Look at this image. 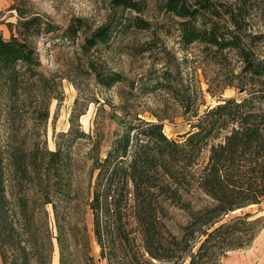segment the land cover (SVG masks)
Returning <instances> with one entry per match:
<instances>
[{
  "label": "trees",
  "instance_id": "16d2710c",
  "mask_svg": "<svg viewBox=\"0 0 264 264\" xmlns=\"http://www.w3.org/2000/svg\"><path fill=\"white\" fill-rule=\"evenodd\" d=\"M112 3L117 12L91 31L80 18L61 29L14 8L15 33L7 40L0 36L2 264H48L32 263L38 252L32 232L36 208L56 230L60 264H95L88 217L105 264H217L264 228V216L243 212L264 204V21L250 23V0H164L163 11L179 19L184 48L199 44L215 63L232 55L239 64L224 83L239 96L219 99L202 114L193 112L180 140L164 133L165 118L147 121L133 115L102 155L101 129L83 131L75 124L83 113L73 110L67 131L53 132L54 148L48 147L50 106L62 101V81L68 76L42 70L34 40L60 32L54 37L77 44L73 59L84 57L85 72L99 86L132 90L133 81L117 71L98 70L90 58L92 50L129 26L149 28L138 16L131 23L124 17L126 11L143 10L137 1ZM169 76L162 73L164 81L154 86L173 94ZM186 100L187 107L180 103L183 116L190 111ZM119 110H128L127 98L122 97ZM77 138L86 140L81 156L72 149ZM204 152L206 160L195 171ZM194 188L207 199L198 208L185 198ZM170 208L187 215L177 231L170 225L175 219ZM69 250L77 260L70 259Z\"/></svg>",
  "mask_w": 264,
  "mask_h": 264
},
{
  "label": "rangeland",
  "instance_id": "374dc122",
  "mask_svg": "<svg viewBox=\"0 0 264 264\" xmlns=\"http://www.w3.org/2000/svg\"><path fill=\"white\" fill-rule=\"evenodd\" d=\"M135 1L143 10L139 14L126 11L124 17L131 23V19L138 16L149 23V28L139 30L129 26L115 35L107 45H99L96 50H92L90 56L98 70L117 71L133 81L132 90L121 85L109 90L99 86L93 77L85 72L84 57L79 55V58L73 59L74 52L78 51L77 44L70 46L58 36L54 37L60 32L53 35L41 34L35 38L42 70L68 76V79L62 81V101L58 107L55 101H52L50 106L52 118L46 138L50 149L54 148L53 132L57 134L67 131L73 110L83 113L75 123L83 131L101 129L104 138L102 155H105L111 142L122 133L125 124L133 115L147 121H155L156 116L165 118L164 133L170 139L180 140V135L190 128L187 119L193 112L202 114L219 99L239 96L233 87L224 85L233 77L231 71H236L239 66L232 55L223 63H215L204 52L202 45L193 44L184 48L177 30L179 19L163 11L164 0ZM211 1L215 3L231 0ZM112 2L113 0H0V36L7 40L15 33L19 17L14 8L31 17L40 16L42 21L61 29L74 19L80 18L84 21L86 31H91L105 25L112 13L117 12ZM250 5L253 9L250 23L258 25L264 21V0H250ZM255 30H258L257 26ZM262 50L264 51V46ZM164 72L171 75L168 81L177 92L169 94L154 86L155 82L164 81L161 78ZM122 97L128 101V110L124 112L119 110ZM186 99L190 100V111L183 116L184 107H187ZM180 103H184V107ZM54 116L56 119L53 122ZM72 149L79 156L83 155L86 151V140L75 139ZM206 156L207 152H204L195 171L203 166ZM185 198L195 208L207 201L195 188ZM38 210H34L36 222L32 224L38 252L34 254L32 263L38 259L43 263L46 261L48 264H60L59 248L54 239L56 230L49 227L43 212ZM243 212H251L255 217L264 216V204L249 207ZM170 213L175 218L170 224L171 228L177 231V225L185 223L187 215L176 208H170ZM87 224L94 263L105 264L99 258V248L92 236L90 217ZM69 253L70 259L77 260L72 256V250H69ZM13 255L9 251V256ZM217 264H264V228L248 246L226 253Z\"/></svg>",
  "mask_w": 264,
  "mask_h": 264
}]
</instances>
